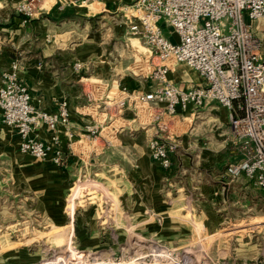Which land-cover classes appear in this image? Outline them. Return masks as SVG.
Wrapping results in <instances>:
<instances>
[{"label": "crops", "instance_id": "1", "mask_svg": "<svg viewBox=\"0 0 264 264\" xmlns=\"http://www.w3.org/2000/svg\"><path fill=\"white\" fill-rule=\"evenodd\" d=\"M20 1L0 0V84L2 72L13 61H19V76L28 86L36 107L54 111L59 100L68 99L76 142L71 147L62 131L64 162L36 158L21 151L19 132L6 125L0 114L2 166L10 163L16 166L18 179H24L25 173H33L36 179L43 176L53 183L87 168L89 160L100 158L112 166L114 174L120 173V185L125 187L139 188L146 183L153 189L180 175L171 180L172 188L184 190L181 176H186L194 182L195 189H200L206 203L264 205L263 188L245 175L238 178L226 175L227 166L242 155L234 143L228 111L218 101L198 109L192 106L185 111L180 109L175 116L166 112L156 116L137 110L138 118L133 103L122 111L115 106L110 92L118 80H112L109 89L108 75L119 76L120 69L116 74L115 66L119 54L115 49L106 53L109 44L117 45L122 38L139 40L134 50L145 60L151 58L148 46L129 30L134 10L132 0H47V3L42 0L35 17L27 23L14 10ZM161 24L167 37L179 40L175 31L163 21ZM253 26L262 39L264 52V21L257 19ZM77 61L83 64L80 70L74 67ZM169 76L183 88L206 83L197 70L181 62L173 64ZM125 84L132 90L144 91L155 83L149 80L141 85L134 81ZM118 119L115 140L100 151L95 149L96 138L86 137V124L105 126L108 121ZM159 123L168 124L163 133L173 136L178 144L169 169L156 162L148 149V139L158 130ZM37 132L40 139L50 141L51 130L47 126L42 124ZM31 159L33 162L28 164Z\"/></svg>", "mask_w": 264, "mask_h": 264}, {"label": "rangeland", "instance_id": "2", "mask_svg": "<svg viewBox=\"0 0 264 264\" xmlns=\"http://www.w3.org/2000/svg\"><path fill=\"white\" fill-rule=\"evenodd\" d=\"M137 41L107 47L120 69L108 75L109 89L115 79L151 80L159 60H145ZM141 106L137 118L147 112ZM119 120L106 123L95 149L115 140ZM11 164L0 163V264H264V205L206 203L186 176L184 190L172 188L180 175L153 189L125 187L100 158L53 183L33 173L19 180Z\"/></svg>", "mask_w": 264, "mask_h": 264}, {"label": "built area", "instance_id": "3", "mask_svg": "<svg viewBox=\"0 0 264 264\" xmlns=\"http://www.w3.org/2000/svg\"><path fill=\"white\" fill-rule=\"evenodd\" d=\"M41 2L22 0L14 10L27 23L35 17ZM132 6L129 30L142 39L159 63L151 71L155 84L149 90H132L118 82L117 92L111 95L115 106L122 111L131 103L136 108L141 104L147 114L166 112L175 116L180 109H198L218 101L228 111L234 143L242 155L227 166L226 175H245L264 189V52L253 26L257 19L264 21V0H132ZM161 21L178 34V41L165 35ZM177 62L197 70L206 83L188 88L178 85L169 76ZM82 66L80 61L74 65L76 70ZM20 69L21 63L13 61L2 72V120L19 132L21 151L60 164L64 162L61 132L71 147L76 142L69 101L59 100L54 111L36 107L19 76ZM42 124L51 130L50 141L39 138L37 129ZM101 126L103 123L86 124V137L104 136L106 131H101ZM167 128V123H159L148 139L152 158L164 169L171 167L178 149L173 136L163 133Z\"/></svg>", "mask_w": 264, "mask_h": 264}, {"label": "bare ground", "instance_id": "4", "mask_svg": "<svg viewBox=\"0 0 264 264\" xmlns=\"http://www.w3.org/2000/svg\"><path fill=\"white\" fill-rule=\"evenodd\" d=\"M109 129V126L108 125H105V126H101L100 127V130L101 131H107Z\"/></svg>", "mask_w": 264, "mask_h": 264}]
</instances>
